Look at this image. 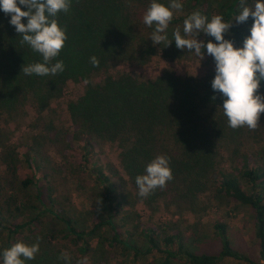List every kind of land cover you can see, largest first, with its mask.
Instances as JSON below:
<instances>
[{
	"label": "trees",
	"instance_id": "16d2710c",
	"mask_svg": "<svg viewBox=\"0 0 264 264\" xmlns=\"http://www.w3.org/2000/svg\"><path fill=\"white\" fill-rule=\"evenodd\" d=\"M150 2L71 0L69 11L55 17L67 39L50 62L63 61L64 70L47 76L23 73L24 66L43 62V58L21 43V34L9 23L10 15L0 10V118L18 116L31 101L37 113L35 126H41L46 134L53 133L24 145L8 143L0 133V253L18 241L49 242L47 238L53 237L44 231V225L54 222L59 224L61 241L75 260L100 250L104 254L113 250L122 256L130 254L134 260L158 254L155 264H221L225 259L256 264L233 248L222 222L213 224L220 250L210 255L187 248L185 235L168 230L169 225H143L135 220V213L128 216L124 211L125 195L117 187L120 176H124L127 196L150 209L156 200L166 198L195 213L192 203L209 191L246 207L264 264V147L256 151L249 147L264 141V114L255 130L230 128L221 108V95L211 88L212 77H182L165 71L147 82L128 74L107 75L98 84L91 80L115 62L146 65L156 56L176 61L188 55L191 52L176 48L172 33L177 27L182 32L183 20L197 10L208 17L215 11L223 15L225 22H231L234 28L225 39L232 43L248 31L233 25L240 11L239 0H220L215 6L211 0H179L183 9L174 14L167 31L172 42L167 46L153 44L150 35L154 29L143 23ZM158 2L168 6L171 0ZM18 6L27 11L25 6ZM21 22L26 24L27 18ZM203 40L215 43L210 36L205 35ZM93 56L97 66L90 61ZM68 81L87 83L82 97L67 105L73 130L56 131L50 125H41L39 115L60 97ZM259 91L264 95V82ZM105 143L119 147L123 175H118L110 164L97 165L94 151ZM225 152L229 168L219 162ZM51 153L64 161L65 175L76 183V188L89 190L97 203L93 221L85 226H79L72 210L59 200L56 172L48 170ZM159 155L169 159L172 179L165 187L141 197L136 177L145 174L146 165ZM89 178L96 191L90 188ZM129 226L130 231L126 228ZM134 235L142 245L132 240ZM25 264L62 263L48 251Z\"/></svg>",
	"mask_w": 264,
	"mask_h": 264
},
{
	"label": "rangeland",
	"instance_id": "374dc122",
	"mask_svg": "<svg viewBox=\"0 0 264 264\" xmlns=\"http://www.w3.org/2000/svg\"><path fill=\"white\" fill-rule=\"evenodd\" d=\"M212 5L215 6L220 0H211ZM216 15L215 11L209 17ZM250 20V21H248ZM244 23L235 22V27H242V30L248 29L241 39L233 42L234 47H242L245 37L250 35L249 29L252 26L253 20L250 17ZM240 25V26H239ZM234 27L231 26V32ZM205 34L198 36V40H203ZM202 58L197 57L193 52L179 58L176 61H169L160 56L154 57L146 65H137L133 62H115L109 65L108 69L102 73L94 74L91 78L92 82L98 84L102 82L107 75L119 76L123 74L131 75L140 81H152L160 76L165 71H171L175 75L182 77L204 78L215 75V62L213 57L203 50ZM87 83L85 81L72 82L68 81L65 85L60 97L53 100L48 109L38 117L41 125H50L51 129L59 130H73L72 120L67 111L68 103L76 101L84 94ZM37 113L33 108V103L29 101L25 106L24 112L18 116L3 115L0 118V133L4 137V141L13 144H30L33 143L35 137L46 134L47 131L42 130L41 126H35ZM52 136L53 133L46 135ZM39 141V140H38ZM40 142V141H39ZM251 151L259 150L264 147V141L258 140L249 145ZM97 165L110 164L118 171V175H123L119 165L120 149L116 144L105 143L98 146L94 151ZM227 153H223L221 166L229 168ZM48 170H55L56 179L58 182V192H60V202L68 205L72 211L71 214L75 217L79 226H85L93 221V216L96 215L97 203L92 199L89 190H80L76 188V183L71 181L65 175L64 161L55 153L50 154L47 159ZM102 166V165H101ZM117 182L118 191L125 195V214L130 216L135 213L141 224H155L158 227L169 225L168 230H178L186 237L187 248L191 249L197 254L216 255L220 250V243L213 234V224L215 222H222L227 226V232L233 248L240 254L247 256L256 264H261L258 253V247L253 235L252 217L249 209L239 205L231 199L215 197L211 191L199 195L193 208L195 213L186 211L182 203H173L166 198H161L153 203V207L144 205L142 202H135L129 198L127 193L129 189L124 181V176ZM85 178H88L87 176ZM90 188L93 186L95 190V183L89 178L88 182ZM96 191V190H95ZM127 221L132 222L131 219ZM137 222V221H136ZM45 232L50 233L53 238H47L49 242L41 240L39 243V252L37 255L42 256L45 252L50 251L54 254L58 262L62 264H155V260L160 257L158 254L142 257L134 260L130 254L125 256L120 255L119 251L111 250L110 253L104 254L102 250L97 251L93 256L86 257L82 260L70 259L65 261L62 259L63 253L70 255L71 251L62 243L59 234V224L54 222H47L44 225ZM130 231L131 227H126ZM103 233V232H101ZM132 240L137 245L141 244V239L134 235ZM37 243V242H34ZM34 243L26 242L31 245ZM96 244V242H95ZM221 264H248L243 261L234 259H225Z\"/></svg>",
	"mask_w": 264,
	"mask_h": 264
},
{
	"label": "clouds",
	"instance_id": "9594fccd",
	"mask_svg": "<svg viewBox=\"0 0 264 264\" xmlns=\"http://www.w3.org/2000/svg\"><path fill=\"white\" fill-rule=\"evenodd\" d=\"M18 5L25 6L27 11H22ZM70 6L71 0H0V10L10 15L9 23L21 34V43L28 44L43 58V62L24 66L25 75H55L64 70L63 61L50 62L59 55L67 39L55 17L60 12L67 13ZM238 7L240 11L234 18L237 23H244L250 17L253 20L250 35L245 37L242 47H234L232 41L225 39L231 22H225L223 15L209 18L199 10L189 14L183 20L182 32L177 27L172 36L177 49L193 52L199 58L206 49V53L213 57L215 75L211 88L221 95V108L228 126L255 130L261 114H264V95L259 91L264 82V0H253L251 4L248 0H239ZM182 9L179 0H171L168 6L151 0L143 15V23L154 29L150 35L153 44L167 46L172 42L167 31L174 14ZM22 18H27L26 24L21 22ZM201 33L214 38L215 43L198 40ZM90 61L93 66L98 65L96 57H91ZM171 179L169 159L164 155L156 156L146 165L145 174L136 177L138 195L147 197L157 187H165ZM38 252V242L28 245L18 241L4 249L0 257L2 264H25V261L35 259ZM62 259L68 261L69 254L63 253Z\"/></svg>",
	"mask_w": 264,
	"mask_h": 264
}]
</instances>
